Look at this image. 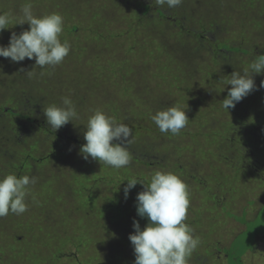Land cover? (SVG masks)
I'll list each match as a JSON object with an SVG mask.
<instances>
[{
  "label": "rangeland",
  "instance_id": "rangeland-1",
  "mask_svg": "<svg viewBox=\"0 0 264 264\" xmlns=\"http://www.w3.org/2000/svg\"><path fill=\"white\" fill-rule=\"evenodd\" d=\"M29 2L38 17L62 15L60 39L71 48L43 69L35 59L0 57V178L37 180L27 211L0 218V264H134L133 220L142 230L147 224L136 209L143 185L127 199L124 187L133 178L150 182L157 170L188 185L184 222L200 240L188 264H264V72L253 74L258 90L229 113L222 106L225 81L264 54V0H183L175 8L155 0H0V13L13 17L0 45L29 28L14 24ZM62 97L79 118L58 137L43 109L63 106ZM175 104L191 119L178 135L161 133L151 115ZM96 109L132 129L127 166L80 153ZM164 150L159 166L152 151Z\"/></svg>",
  "mask_w": 264,
  "mask_h": 264
},
{
  "label": "clouds",
  "instance_id": "clouds-1",
  "mask_svg": "<svg viewBox=\"0 0 264 264\" xmlns=\"http://www.w3.org/2000/svg\"><path fill=\"white\" fill-rule=\"evenodd\" d=\"M155 2L160 6L167 4L169 8H175L183 0ZM21 12L22 16L15 25L27 22L29 28L19 34L13 32L8 45H0V57L10 58L12 62H21L25 58L35 59L34 68L41 69L62 63L71 48L67 40L61 42L60 39L63 31L62 15L53 12L38 17L33 14L30 2L22 7ZM11 20L8 13H0V31L8 29ZM262 72L264 55H259L248 68L234 71L230 75L231 78L225 81L226 85H231L227 97L222 101V106L228 113L230 108H234L236 103L247 97L254 89L258 90L253 74ZM26 73L29 78L35 75L33 70ZM259 87L264 88V80ZM62 105L52 104L43 109L47 126L58 137L61 135L58 133L62 126L79 118L69 97H62ZM151 119L161 133L170 132L172 135H178L189 122L186 109L179 104L158 110L151 115ZM85 129L86 143L80 148L85 160L91 157L115 169L130 163L131 155L127 145L132 142L130 139L132 129L127 124L117 123L113 117L96 109L89 117ZM242 171L248 173L243 169ZM36 182L34 176L25 175L18 178L14 173L0 178V218L7 216L9 212L16 215L26 212L25 201L30 195L29 185ZM137 183L143 185V190L136 197L137 214L141 218H147V224L142 230L139 222L133 220L134 234L129 235V240L134 249V264H188L191 253L200 242L199 236L194 235L195 230L184 222L190 204L188 185L175 173L157 170L148 183L134 178L127 180L124 187L125 199L130 189Z\"/></svg>",
  "mask_w": 264,
  "mask_h": 264
},
{
  "label": "trees",
  "instance_id": "trees-1",
  "mask_svg": "<svg viewBox=\"0 0 264 264\" xmlns=\"http://www.w3.org/2000/svg\"><path fill=\"white\" fill-rule=\"evenodd\" d=\"M148 6V5H147ZM162 12H160V14H161ZM11 18H12V20L11 21H13V17L11 16ZM15 23H16V21H15ZM14 23V24H15ZM15 26H18V24H16ZM228 47V46H227ZM228 49H229V47H228ZM260 55H264V54H260ZM194 102V101H193ZM196 105V107H200V105L198 104V102L195 104ZM6 109H8V108H6ZM188 110H189V112H190V114H186V115H188V116H190L192 113H191V110L188 108ZM11 111V110H10ZM36 112V111H35ZM24 117L23 118H27L28 117V115H27V113H25V112H22L21 113ZM30 115V114H29ZM190 119H191V116L189 117ZM31 122L32 121H34L35 120V117H33V114L31 113V115H30V119H29ZM262 125V124H261ZM247 126H249V127H251L250 125H247ZM256 126H258V127H260V125H256ZM252 128H254V126L252 125V127H251V130H252ZM190 136H191V134H190ZM240 140H246V138L245 137H242V138H240ZM189 145V144H188ZM188 145H187V147L186 148H188ZM177 146V145H176ZM175 146V147H176ZM151 152V149L149 150V153ZM153 153H155L156 155H153V157H152V161H156L157 162V164L159 165L160 164V161L158 160V157H163V154L162 153H165L166 154V151L164 150V152H159V153H156V152H154V151H152ZM159 166H162V165H159ZM163 166H165V165H163ZM243 170H245V172H249L248 171V169H246V167L245 168H242ZM132 229L134 230V228L132 227Z\"/></svg>",
  "mask_w": 264,
  "mask_h": 264
}]
</instances>
